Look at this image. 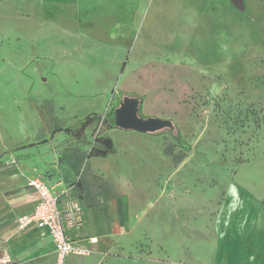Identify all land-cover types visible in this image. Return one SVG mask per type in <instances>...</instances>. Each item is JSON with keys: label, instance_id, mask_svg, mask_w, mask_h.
Here are the masks:
<instances>
[{"label": "rangeland", "instance_id": "1", "mask_svg": "<svg viewBox=\"0 0 264 264\" xmlns=\"http://www.w3.org/2000/svg\"><path fill=\"white\" fill-rule=\"evenodd\" d=\"M189 6L172 42L161 19L146 30L148 47L159 48L125 68L129 48L77 44L65 0H0V184L13 191V182L44 178L66 221L75 207L82 214L83 200H127V264H259L264 0ZM134 94L140 116L170 119L174 128L121 129L117 155L89 158L75 123L102 113L83 136L109 137L120 128L108 114ZM56 127L73 131L50 139Z\"/></svg>", "mask_w": 264, "mask_h": 264}, {"label": "crops", "instance_id": "2", "mask_svg": "<svg viewBox=\"0 0 264 264\" xmlns=\"http://www.w3.org/2000/svg\"><path fill=\"white\" fill-rule=\"evenodd\" d=\"M65 1L72 9L70 16L75 22L77 44L86 47L129 48L130 53L125 68L130 66L129 64L133 66L139 62L144 63V57L152 54L151 49L159 48L158 42L152 44L156 46L148 47L147 29L155 30V23L160 24L162 19V26H168L170 43L176 35H179L181 12L191 14L189 0H186L188 4L182 6L183 9H181L180 0ZM60 26L67 31L64 25ZM140 37L144 41L138 45ZM169 43L166 46L170 47ZM155 55H159V52H155ZM80 120L75 125L80 126ZM119 130L121 129L112 128L109 132V137L116 149L115 153L104 157L87 156L94 160H101L117 155L115 138L121 140ZM61 132L65 133L64 131L58 133ZM56 134L52 136L51 132L50 139H53ZM77 141L84 146H89L81 140ZM43 180L50 185L47 180L44 178ZM13 184L15 188L13 191H9L10 189L4 184H0V256L7 252L12 259L11 264H57L53 242L45 229L37 228L35 225H30L22 231L16 229L15 218L31 212L36 203V197L33 190L27 186V182L24 184L13 182ZM17 186L18 189H16ZM82 202L83 212L78 218V227L69 228L68 233L78 244L90 249V253L69 254L62 264H127L128 260L131 261V251L123 247L131 231L129 227L131 211L128 201L122 199L118 203L116 198L109 197L101 199L100 202H95L93 199ZM59 206L62 209L61 197ZM90 238H94V241L91 242ZM258 259L259 264H264V241ZM168 262L181 264L169 260Z\"/></svg>", "mask_w": 264, "mask_h": 264}, {"label": "built area", "instance_id": "3", "mask_svg": "<svg viewBox=\"0 0 264 264\" xmlns=\"http://www.w3.org/2000/svg\"><path fill=\"white\" fill-rule=\"evenodd\" d=\"M27 186L33 190L36 203L31 212L18 215L15 218L16 229L22 231L30 225L45 229L53 242L57 264H62L69 254L87 255L90 249L78 244L68 233L71 227H78V207L71 210L69 220L66 221L63 209H60V195L52 186L40 177H31ZM91 242L94 238L89 239ZM1 264H11L12 259L7 252L0 256Z\"/></svg>", "mask_w": 264, "mask_h": 264}, {"label": "water", "instance_id": "4", "mask_svg": "<svg viewBox=\"0 0 264 264\" xmlns=\"http://www.w3.org/2000/svg\"><path fill=\"white\" fill-rule=\"evenodd\" d=\"M240 7L242 0H230ZM140 99L136 96L124 95L114 109V125L123 130H134L142 133H153L163 129H173V121L155 116L138 114Z\"/></svg>", "mask_w": 264, "mask_h": 264}, {"label": "trees", "instance_id": "5", "mask_svg": "<svg viewBox=\"0 0 264 264\" xmlns=\"http://www.w3.org/2000/svg\"><path fill=\"white\" fill-rule=\"evenodd\" d=\"M114 109L112 108L111 112L108 114V116L112 119L114 122ZM104 115L102 113H96L92 112L87 114L82 120L79 121V128L73 133V136L76 140H81V142H84L85 144L90 146V150L88 152V156H100L104 157L108 154H112L116 152V149L114 147L113 141L110 137H95L93 140H87L83 137V130L86 126L93 123L95 120H98L102 118ZM60 131H64L65 133H69L72 130L71 127L66 128H60L56 127L52 131V136Z\"/></svg>", "mask_w": 264, "mask_h": 264}]
</instances>
